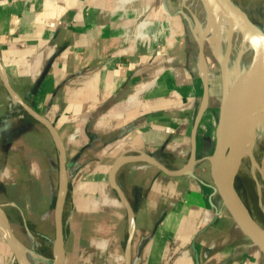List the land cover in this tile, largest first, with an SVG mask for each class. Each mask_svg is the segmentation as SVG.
Masks as SVG:
<instances>
[{"label": "crops", "instance_id": "0c3cea01", "mask_svg": "<svg viewBox=\"0 0 264 264\" xmlns=\"http://www.w3.org/2000/svg\"><path fill=\"white\" fill-rule=\"evenodd\" d=\"M175 3L0 0V63L8 82L65 147L73 188L64 264H264L211 188L204 158L212 140L205 133L213 125L214 135L217 119L209 105L197 130L194 177L130 161L115 173L133 212L131 235L127 209L109 182L122 155L145 153L169 170L185 165L184 149L190 156L204 88L197 64L183 55L184 14ZM9 103L0 80V193L18 189L24 178L26 185L39 182L55 168V153L59 171L48 130L26 112L9 117L16 111ZM0 264H14L1 235Z\"/></svg>", "mask_w": 264, "mask_h": 264}, {"label": "rangeland", "instance_id": "374dc122", "mask_svg": "<svg viewBox=\"0 0 264 264\" xmlns=\"http://www.w3.org/2000/svg\"><path fill=\"white\" fill-rule=\"evenodd\" d=\"M174 2H176V7H174L175 10L176 8H180L187 13L186 15L189 14V21L184 15L182 18V20L184 19L183 24L185 27L182 29V33L185 35V48L183 55H190V62L193 65L197 64L198 70V59L200 52V46L198 44L199 40H197L198 34L200 41L203 42L202 50L205 55V62L207 64L208 78L206 79L209 89L208 105L212 109L213 118L214 121H216L218 107L222 102V92L220 89L222 73H220V62L217 59L219 58L220 48L218 47L217 41L220 39V37L223 39V33L225 32L226 27V15L218 10L204 14L199 6V2L196 0H174ZM232 2L236 8L240 9L248 16L249 20L252 21L260 31L264 32V0H232ZM181 54L182 52L180 51V55ZM248 64L249 62L247 58L237 55L233 58L231 69L236 74V76H238L245 71ZM197 81L198 84H200L199 78H197ZM212 131L213 125H209L205 134L211 138L212 142L210 144L209 150H206L207 155L212 152L214 146V135L212 134ZM39 139L40 140L35 143L36 149L38 148L37 151L42 148V145L45 142L44 138L41 137ZM199 141H201V137L199 138ZM252 141V159L256 164V168L254 169L255 178H252L251 176L252 161L249 159V157H244L234 179V190L242 209L246 211L261 228H264V224H262L264 223V178H262L264 177V139H260L256 135L254 138H252ZM183 151L185 153L183 161L187 162L189 159V151L186 149ZM52 157V160L55 162V168H52V172L46 175L40 174L38 178L39 182L26 185L24 178L23 183L21 182L18 184V189L0 193V205L7 214L14 234L27 248L35 249L39 255L50 260L52 259L53 248L51 239H54L53 203L55 198L54 196L57 194L58 178L56 153ZM41 161H44V159L42 158ZM132 163H136L135 165L137 168L140 166L149 165L148 163L144 164L141 162ZM49 183L51 184L52 189L50 191H46L47 184L49 186ZM258 186L260 191L258 190ZM43 188H45V190ZM71 188H73L72 178L69 176L68 190L65 197L62 215L63 235L65 232L67 234L69 227L65 224V219L72 210ZM48 193L49 195L51 193L53 196L51 201L52 204H49L50 201L48 199ZM67 235L69 236V232ZM45 237L50 239L47 240ZM67 240L69 241L70 239L68 238ZM73 250L72 243L69 242V253H73ZM71 256L69 257L71 258ZM72 261L73 260L71 259V262ZM14 264L17 263L14 261Z\"/></svg>", "mask_w": 264, "mask_h": 264}, {"label": "water", "instance_id": "95a60500", "mask_svg": "<svg viewBox=\"0 0 264 264\" xmlns=\"http://www.w3.org/2000/svg\"><path fill=\"white\" fill-rule=\"evenodd\" d=\"M201 3L205 6L208 5L207 0H200ZM233 9L236 11H240L232 4ZM180 13H183L180 10ZM248 26L257 34L258 38L262 40L264 36L260 35L258 32V28L252 24L248 19L246 20ZM200 60L203 61L204 53L202 47H200L199 52ZM201 61L199 62V75L203 82V97L201 106L197 112L196 117L194 118V123L191 129L190 142V156L186 164L178 169V170H169L158 161H156L151 156L140 153L138 155L131 156H120L118 157L111 170L109 172V182L111 183L112 188L115 190L118 198L124 204L127 209V217H128V225H129V235H131L133 230V212L128 206L127 201L121 190L118 188L115 182V173L119 169V167L125 162H144L148 163L151 166L157 167L162 172L171 175V176H181V175H189L194 177L192 173L193 167L199 162V159L196 158V136L197 130L199 127V123L201 118L205 112V109L208 105V93H207V84H206V76L202 75V67ZM253 64L248 65L245 71V76L247 77L250 73H256V70H251ZM261 68L259 64H257ZM262 69V68H261ZM207 67L205 69V72ZM221 73L223 74V67L220 66ZM0 80L8 93L10 101L18 106L23 112H26L30 116H32L35 120L45 126V128L50 133L55 146L58 150V160H59V171H58V187L56 194V201L54 206V239L52 240V261L57 264H63L65 259V251H64V235H63V222H62V213L64 208V202L66 193L68 190V175L66 168V156H65V147L63 142L61 141L59 135L57 134L55 128L42 116L36 113L33 109L27 106L24 102L20 100L17 94L12 90L5 70L0 63ZM225 89V88H224ZM227 114V105L225 102L220 104L217 123L215 126L214 132V146L212 153L209 156H206L204 159L209 162L210 165V175L213 182L211 186L213 192L218 195L221 200V203L225 209V211L230 215L233 219L239 230L259 249V251L264 255V228H261L250 216L244 211L238 201L236 192L234 190V179L241 165L242 159L245 157V154L239 150L234 151L233 144H228L225 142V117ZM253 142V141H252ZM251 142V145L253 144ZM214 207V205H212ZM0 219L3 222L4 230L0 235L7 242L9 247L11 248L14 254V261L17 264H25L21 248L26 247L14 234L9 219L7 217L6 212L3 207L0 205ZM27 248V247H26ZM30 249V248H28ZM57 249V250H56Z\"/></svg>", "mask_w": 264, "mask_h": 264}, {"label": "bare ground", "instance_id": "6f19581e", "mask_svg": "<svg viewBox=\"0 0 264 264\" xmlns=\"http://www.w3.org/2000/svg\"><path fill=\"white\" fill-rule=\"evenodd\" d=\"M196 1L199 2L204 14L218 10L226 15L223 39L220 37L217 41L220 48L219 58L216 57L220 62V66L223 67L220 86L221 99L227 105L224 139L226 143L233 144L234 151L239 150L245 154V157H249L252 161L251 176L255 178L254 169L256 164L252 159L251 142L256 135L258 138L264 139V38L260 40L257 34L248 26L246 20H249V18L243 11L233 9L232 0H207V6L203 5L200 0ZM182 11L189 21V14L186 15L187 13L184 10ZM250 22L254 24L252 21ZM258 33L264 36V32L259 30ZM197 40H199V46L203 47L199 34ZM237 55L247 58L248 65L253 64L251 70H256V73L252 75L250 73L247 77H244L246 68L241 75L236 76L231 67L233 58ZM206 65L205 58H203V61H201V74L204 76L207 75V70L205 72ZM205 82L207 84V80ZM202 86H204L203 83ZM207 93L209 96L208 84ZM258 190L260 191L259 186ZM3 230V222L0 219V231ZM21 253L25 264H57L39 255L35 249L22 247Z\"/></svg>", "mask_w": 264, "mask_h": 264}, {"label": "built area", "instance_id": "2783aa9c", "mask_svg": "<svg viewBox=\"0 0 264 264\" xmlns=\"http://www.w3.org/2000/svg\"><path fill=\"white\" fill-rule=\"evenodd\" d=\"M11 106H14L15 109H16V111L12 110L11 113L8 114L9 117L14 116V114H20V113L22 114V110H21L18 106L14 105V104L10 101V103H9V107L11 108ZM18 116H21V115H18Z\"/></svg>", "mask_w": 264, "mask_h": 264}, {"label": "flooded vegetation", "instance_id": "af4514ba", "mask_svg": "<svg viewBox=\"0 0 264 264\" xmlns=\"http://www.w3.org/2000/svg\"><path fill=\"white\" fill-rule=\"evenodd\" d=\"M220 73H221V72H220ZM219 108H220V105H219V107H218V111H217V118H218Z\"/></svg>", "mask_w": 264, "mask_h": 264}]
</instances>
